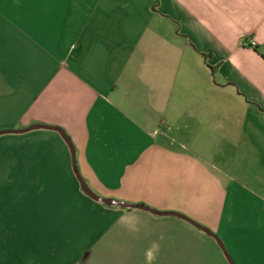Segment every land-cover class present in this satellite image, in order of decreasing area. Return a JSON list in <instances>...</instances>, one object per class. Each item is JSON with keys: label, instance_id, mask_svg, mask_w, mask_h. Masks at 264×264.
<instances>
[{"label": "crops", "instance_id": "crops-1", "mask_svg": "<svg viewBox=\"0 0 264 264\" xmlns=\"http://www.w3.org/2000/svg\"><path fill=\"white\" fill-rule=\"evenodd\" d=\"M263 55L264 0H0V132L187 218L1 135L72 186L80 264H264Z\"/></svg>", "mask_w": 264, "mask_h": 264}, {"label": "rangeland", "instance_id": "rangeland-1", "mask_svg": "<svg viewBox=\"0 0 264 264\" xmlns=\"http://www.w3.org/2000/svg\"><path fill=\"white\" fill-rule=\"evenodd\" d=\"M30 143L0 142V264H80L93 223L71 185L45 184L51 170L29 163Z\"/></svg>", "mask_w": 264, "mask_h": 264}, {"label": "water", "instance_id": "water-1", "mask_svg": "<svg viewBox=\"0 0 264 264\" xmlns=\"http://www.w3.org/2000/svg\"><path fill=\"white\" fill-rule=\"evenodd\" d=\"M39 129H45V130H51V131H56L58 132L61 137L63 138V140L66 142V144L69 146L71 153H72V157H73V170H74V174L80 184V187L82 189V191L84 192V194H86L89 198H91L92 200H94L97 203L109 206V207H114V206H120L122 208L125 209H138V210H143L149 213H152L154 215H158V216H167V215H173V216H179L181 218L187 219L179 214L176 213H170V212H159L157 210H154L152 208H149L148 206L145 205H134V204H129L126 202H121V201H117V200H113V199H108V198H104L101 197L99 195H97L90 187L89 185L86 183V181L83 179V177L81 176V173L78 169L77 166V160H76V150L75 147L70 139V137L66 134V132L58 127H52V126H44V125H34L31 126L29 128L23 129V130H15V131H3L0 132V136L1 135H5V134H10V133H14V134H24V133H28L30 131H34V130H39ZM195 226L197 228H199L200 230L204 231L206 234H208L209 236L215 237V235L209 231L208 229L202 227L201 225H198L196 223H194ZM217 238V237H215ZM219 244L221 245V247L224 250L225 255L227 256V258L229 259V261L231 262V264H235L231 258L229 257V255L227 254L225 248L223 247L221 241L219 239H217Z\"/></svg>", "mask_w": 264, "mask_h": 264}, {"label": "clouds", "instance_id": "clouds-1", "mask_svg": "<svg viewBox=\"0 0 264 264\" xmlns=\"http://www.w3.org/2000/svg\"><path fill=\"white\" fill-rule=\"evenodd\" d=\"M154 247H158L157 245H154ZM149 259H154V256H149Z\"/></svg>", "mask_w": 264, "mask_h": 264}, {"label": "built area", "instance_id": "built-area-1", "mask_svg": "<svg viewBox=\"0 0 264 264\" xmlns=\"http://www.w3.org/2000/svg\"><path fill=\"white\" fill-rule=\"evenodd\" d=\"M252 46H255L256 45V43L255 42H252V44H251Z\"/></svg>", "mask_w": 264, "mask_h": 264}, {"label": "trees", "instance_id": "trees-1", "mask_svg": "<svg viewBox=\"0 0 264 264\" xmlns=\"http://www.w3.org/2000/svg\"><path fill=\"white\" fill-rule=\"evenodd\" d=\"M264 56V55H263Z\"/></svg>", "mask_w": 264, "mask_h": 264}]
</instances>
